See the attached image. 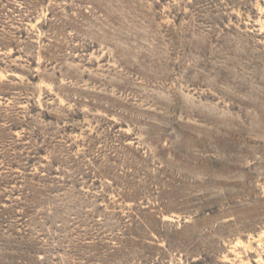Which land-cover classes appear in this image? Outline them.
<instances>
[{"label":"rangeland","instance_id":"rangeland-1","mask_svg":"<svg viewBox=\"0 0 264 264\" xmlns=\"http://www.w3.org/2000/svg\"><path fill=\"white\" fill-rule=\"evenodd\" d=\"M0 264H264V0H0Z\"/></svg>","mask_w":264,"mask_h":264}]
</instances>
